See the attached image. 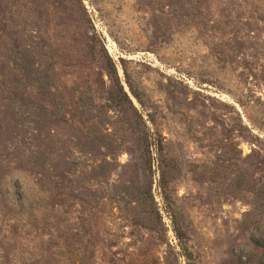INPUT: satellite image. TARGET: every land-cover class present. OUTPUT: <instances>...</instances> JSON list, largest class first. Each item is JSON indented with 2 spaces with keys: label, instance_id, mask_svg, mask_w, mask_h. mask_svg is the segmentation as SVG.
<instances>
[{
  "label": "rangeland",
  "instance_id": "rangeland-1",
  "mask_svg": "<svg viewBox=\"0 0 264 264\" xmlns=\"http://www.w3.org/2000/svg\"><path fill=\"white\" fill-rule=\"evenodd\" d=\"M0 264H264V0H0Z\"/></svg>",
  "mask_w": 264,
  "mask_h": 264
},
{
  "label": "trees",
  "instance_id": "trees-1",
  "mask_svg": "<svg viewBox=\"0 0 264 264\" xmlns=\"http://www.w3.org/2000/svg\"><path fill=\"white\" fill-rule=\"evenodd\" d=\"M177 232H178V229H177ZM178 235L180 236V234L178 233Z\"/></svg>",
  "mask_w": 264,
  "mask_h": 264
}]
</instances>
